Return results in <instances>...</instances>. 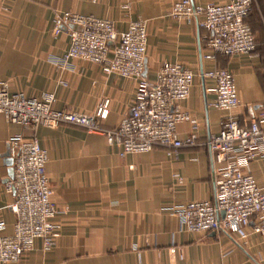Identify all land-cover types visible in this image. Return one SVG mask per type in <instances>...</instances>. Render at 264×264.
I'll return each mask as SVG.
<instances>
[{"label":"crops","instance_id":"crops-1","mask_svg":"<svg viewBox=\"0 0 264 264\" xmlns=\"http://www.w3.org/2000/svg\"><path fill=\"white\" fill-rule=\"evenodd\" d=\"M177 0H0V80L8 91L40 98L55 95L52 108L92 114L108 99L105 128L118 125L132 107L136 81L117 73L106 74L99 64L62 56L70 39L53 30L57 12L107 18L117 31L138 17L147 21L145 75L154 81L159 65L167 61L191 69L194 78L181 108L197 119L196 134L203 142L220 130L226 111L210 104L208 89L215 79L206 75L227 68L241 105L231 113L243 121L264 110V0H254L246 21L256 43L255 51L206 58L207 31L197 22L169 15ZM230 0H192L194 5L225 4ZM111 56V51L109 52ZM66 82L65 85L59 83ZM180 138L190 132L188 122L177 124ZM14 133L35 136L47 151L46 174L50 200L57 208L56 244L43 251L41 239L19 261L0 264H264V235L250 233L241 239L225 231L192 232L181 229L173 209L192 200H215L213 161L204 145L182 147L176 156L154 147L144 153L120 157L119 148L104 135L71 123L49 128H24L6 122L0 114V234L13 233V196L5 188L11 174L7 139ZM251 172L264 188V158L250 162ZM174 248V252L170 251Z\"/></svg>","mask_w":264,"mask_h":264},{"label":"built area","instance_id":"built-area-1","mask_svg":"<svg viewBox=\"0 0 264 264\" xmlns=\"http://www.w3.org/2000/svg\"><path fill=\"white\" fill-rule=\"evenodd\" d=\"M253 2L230 0L220 5H194L192 0H177L169 15L187 23L196 21L207 31L206 58L248 54L256 48L246 21ZM53 30L55 34L65 32L70 39L60 66L77 58L99 64L106 74L117 73L136 81L131 109L116 127L108 129L102 124L108 115V99H103L92 114L54 109L53 92L44 91L40 98L19 91L10 93L8 83L0 80V114L6 122L31 129L38 125L54 128L61 123L79 125L104 135L109 145L119 148L120 157L148 152L154 147L176 156L182 147L204 144L212 154L215 200H192L175 207L173 214L179 227L192 232H235L241 239L250 233L264 235V188L257 184L250 169L252 160L264 158V110L249 121L231 113L241 101L233 74L227 68L206 73L216 82L208 89L215 94L210 105L227 114L219 132L200 142L197 119L180 105L189 95L193 71L165 61L159 65L154 81L145 75L146 19L138 17L125 30L117 31L110 19L66 10L54 15ZM59 83L66 84L63 80ZM180 122L190 125L184 138L176 130ZM7 151L11 174L4 185L13 196L10 209L15 223L12 234H0V263L19 261L35 239H41L43 251H49L59 235V225L53 222L57 208L50 200L53 191L46 174V149L35 136L26 138L14 133L7 139ZM170 251L173 253L174 248Z\"/></svg>","mask_w":264,"mask_h":264},{"label":"rangeland","instance_id":"rangeland-1","mask_svg":"<svg viewBox=\"0 0 264 264\" xmlns=\"http://www.w3.org/2000/svg\"><path fill=\"white\" fill-rule=\"evenodd\" d=\"M260 75H262L263 78H264V63H263V67H262L261 70H260ZM263 80H264V79H263Z\"/></svg>","mask_w":264,"mask_h":264},{"label":"water","instance_id":"water-1","mask_svg":"<svg viewBox=\"0 0 264 264\" xmlns=\"http://www.w3.org/2000/svg\"><path fill=\"white\" fill-rule=\"evenodd\" d=\"M6 155H8V151L6 152ZM221 214L223 215V211L221 212Z\"/></svg>","mask_w":264,"mask_h":264},{"label":"trees","instance_id":"trees-1","mask_svg":"<svg viewBox=\"0 0 264 264\" xmlns=\"http://www.w3.org/2000/svg\"><path fill=\"white\" fill-rule=\"evenodd\" d=\"M253 7V6H252ZM252 10V9H251ZM256 49V48H255ZM255 51V50H254Z\"/></svg>","mask_w":264,"mask_h":264}]
</instances>
